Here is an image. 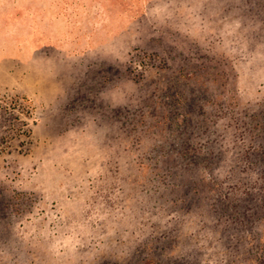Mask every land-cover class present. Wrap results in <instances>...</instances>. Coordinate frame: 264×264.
I'll list each match as a JSON object with an SVG mask.
<instances>
[{"label": "rangeland", "instance_id": "374dc122", "mask_svg": "<svg viewBox=\"0 0 264 264\" xmlns=\"http://www.w3.org/2000/svg\"><path fill=\"white\" fill-rule=\"evenodd\" d=\"M0 264H264V0H0Z\"/></svg>", "mask_w": 264, "mask_h": 264}]
</instances>
